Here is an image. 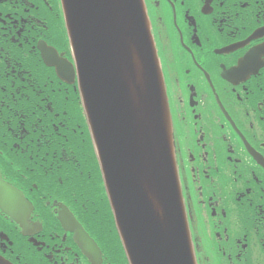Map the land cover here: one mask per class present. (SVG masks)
<instances>
[{
	"label": "flooded vegetation",
	"instance_id": "obj_1",
	"mask_svg": "<svg viewBox=\"0 0 264 264\" xmlns=\"http://www.w3.org/2000/svg\"><path fill=\"white\" fill-rule=\"evenodd\" d=\"M144 4L198 263L264 264V0ZM59 6L0 0V264H126L75 91L41 71Z\"/></svg>",
	"mask_w": 264,
	"mask_h": 264
},
{
	"label": "water",
	"instance_id": "obj_2",
	"mask_svg": "<svg viewBox=\"0 0 264 264\" xmlns=\"http://www.w3.org/2000/svg\"><path fill=\"white\" fill-rule=\"evenodd\" d=\"M61 4L111 208L123 242L140 246L130 260L195 264L180 203L167 99L143 1L61 0ZM41 45L46 63L54 65L60 77L70 75L72 82L71 65ZM124 189L131 196L117 198L115 192ZM123 206L141 212L134 232L121 229ZM138 233L157 242L158 248Z\"/></svg>",
	"mask_w": 264,
	"mask_h": 264
},
{
	"label": "bare ground",
	"instance_id": "obj_3",
	"mask_svg": "<svg viewBox=\"0 0 264 264\" xmlns=\"http://www.w3.org/2000/svg\"><path fill=\"white\" fill-rule=\"evenodd\" d=\"M38 92H39L38 89H33V92L31 91L28 96L30 97L32 94H37ZM168 111H169V117H171L169 105H168ZM115 195H116L117 198L124 199V198H129L131 196V193H129L126 189H124L123 191H120V192L116 191ZM180 199H181L180 203L182 205V209L184 211L185 218H186L187 211H186V208H185V205H184L185 202L183 201V196H182V191L181 190H180ZM122 213H123L122 214V219H123L124 223H123L121 229L124 232H127L128 228L129 229L132 228V230L134 232L136 230L135 226L137 224V221H138V218H139V215L141 214V212L140 211L130 212L128 206H123ZM116 226H117V222H116ZM116 230H117V234L119 236L118 238H119V240H121V241H118L117 245L119 247H121V249H122V251L124 253L123 257L125 259V263L126 264H134V262L132 260H130V259H135L137 251H138L137 248L139 249L140 246L139 245H134V244H130V245L125 244L123 242V237H122V235L120 233L119 228L116 227ZM138 235L148 245H151L153 248H158V243L157 242L152 241L149 237L143 235L142 233H138ZM189 237H190L191 249H192L194 262H195V264H199L198 263V259H197L198 253H197L196 245H195V242H194V239H193V236H192L191 233H189ZM165 251H166V253H169V249H165ZM199 255H201L203 259L207 258V252L205 251L204 247L200 248Z\"/></svg>",
	"mask_w": 264,
	"mask_h": 264
},
{
	"label": "trees",
	"instance_id": "obj_4",
	"mask_svg": "<svg viewBox=\"0 0 264 264\" xmlns=\"http://www.w3.org/2000/svg\"><path fill=\"white\" fill-rule=\"evenodd\" d=\"M34 66H35V65L33 64V68H34ZM55 81H56V82H59L57 79H55ZM75 98H77V96H76ZM77 108H78V107H77ZM78 110H79V112H80V109H79V108H78ZM39 112H40V111H39ZM80 113H81V112H80Z\"/></svg>",
	"mask_w": 264,
	"mask_h": 264
}]
</instances>
